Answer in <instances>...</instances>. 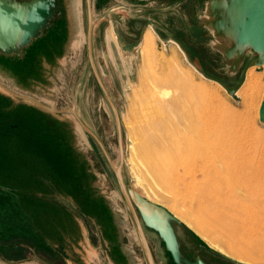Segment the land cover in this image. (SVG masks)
I'll return each mask as SVG.
<instances>
[{
    "label": "rangeland",
    "instance_id": "obj_1",
    "mask_svg": "<svg viewBox=\"0 0 264 264\" xmlns=\"http://www.w3.org/2000/svg\"><path fill=\"white\" fill-rule=\"evenodd\" d=\"M207 1L208 0L205 1L203 10L198 16V22L204 30L206 29L203 27L200 18ZM107 18L109 19L108 16ZM113 19L116 22L119 21L116 15ZM82 25L83 28L81 27L77 34L74 35L75 37L73 36L74 41L66 46V49L61 53L62 55L56 62H53L51 59H49L50 61L48 62H42L41 69L44 77L48 80V84L38 86V96L41 102H43L42 105L44 104L43 106H46L44 109L53 113V115L60 120L58 131L59 144L57 141L55 143L44 141L40 145L41 150H39L40 154L43 156L41 160L43 161V168L45 170L44 176L42 177V192L40 193L43 199H39L36 205L39 213L37 225L43 228L44 237L41 235L42 232L35 233V226L33 227L32 220L12 219L10 216L13 214L11 215L10 210H5L0 207V227L2 229L0 231V259H4L10 264H18V262L23 259H36L37 255L35 252H20L17 251V249L20 250V247H47L46 241L48 240L50 243V238H53L52 231H56L57 226L61 227L60 225H62V222H68L74 218L78 220L77 222H79L82 228L80 231L81 235L83 234L86 240H88L86 247L89 252H93V264H106L103 257H100L99 252H115L114 247H117L118 244L127 255L130 254L134 257L132 260L135 264H148L142 241H140L141 239L137 232L135 222L133 221L129 206L120 191L113 169L106 161L104 154L93 137L82 128L76 116L70 112L72 110L84 126L98 138L111 164L116 167L120 161V150L119 132L115 115L96 77L94 78L93 75H91L90 67L92 69V66L89 61L88 41L86 43L85 34L86 22L84 21ZM148 29H151V32L155 35V51H157V55L158 51H161L166 57H170L169 59L172 60L173 58L175 64L177 63V66L175 64L173 65L176 66L174 67L177 68V72H180L179 76L176 77L172 75V73L170 75L178 78V80L172 78L173 80L176 79L178 83H172L173 80L171 78L170 80L172 81L169 80L168 77H170V75L167 73L170 71L169 68L166 69V67H160L157 64L150 65V67H152L148 70L151 72L150 74L149 72L140 74L142 73L139 69L140 66L142 67L139 50L141 44L140 46H138V44L144 33L140 35L135 44L132 45L128 42H122L119 48L114 45L117 43H111L115 40L112 33H109L106 48L103 45L102 50L97 43L98 40L93 44V49H91L90 43V50H92L91 58L94 67L96 66L95 64L98 63L97 67L101 69L99 78L105 91L107 90L106 93L113 103L123 127L121 131V143L125 158V164L122 168L124 182L126 186L131 187L143 198L165 208L173 215L180 222L177 228L186 232L193 238L196 245L201 246L205 252L218 259L219 261L217 260V264H234L230 261L237 262L238 264H264V212L260 210L264 207L263 186L253 183L255 186L251 187V191L249 186L247 187L249 193L243 188L241 190L244 191H239L244 193H240L236 191L238 189L235 190L225 187L222 189L221 193L224 199L226 197L227 201L225 200L226 203L222 205H215L213 202L202 201L198 196L200 194L199 191L195 189V192L194 189V191H191L192 189H186V181H188L187 176L183 175L182 179L176 177L168 179L166 177L162 160L152 152V149L159 145L160 140L151 136L148 133V129L144 128L139 131V142L136 137L137 131H135L137 129L131 130L134 125L135 128H137V119L139 120L141 112L151 101L150 92L147 90L146 85L149 81L148 78L154 72L153 70L156 69V72L160 73L159 71H161L163 74H160L165 77L167 74V79L171 82L165 84L168 86H166L168 90H172L170 91L171 95H174L170 96L169 94L167 96L168 98L177 97L178 101H181L180 103L183 104L186 109L199 106L198 109L201 111L206 110L203 112H207V114L210 115L209 117L213 118V121L218 117V120L214 121V123L219 122L215 124V127H217V137L226 140L230 138L231 141L229 142H232L233 146L236 145L235 148L232 149H237L235 154L233 151V158L235 161L237 159L238 164L245 162L243 165H249L247 162H250L248 161V159H250L251 161L254 160V162L252 161L253 163H251L253 164L252 166H256L253 168L250 164L248 167L252 169H264L262 167L264 166V123L261 122L259 118V108L264 96V64L261 66L253 65L249 67L247 69L248 73L246 72L243 82L238 86L235 96H231L219 84L206 80L198 74L188 64L186 57L206 74L222 80L228 86H235L241 76L243 67L252 55L245 57L243 63L236 72H229L221 54L210 46L212 36L206 30L211 37L207 47L210 52L218 56V61L215 62V65L206 70L190 59L183 49L185 46L183 43L173 38L165 41L151 25H146L143 32ZM103 41H105V38H103ZM177 45L180 46L186 57ZM94 61L96 63H94ZM160 68H164L163 70L165 71ZM251 73L253 75H251ZM139 74L147 78L142 79V77H140L142 81L138 77L140 76ZM181 75L183 81H179ZM188 75L191 77L189 78ZM252 76L254 79L251 78ZM248 77L250 79H248ZM185 79H187L186 81L188 83ZM249 80H251L249 83H251L252 86L251 84L248 86ZM175 84L177 86L180 84L182 88L180 85L179 88L181 89H178L177 86V89L176 87L174 88L173 85L175 86ZM190 88L192 89L190 90ZM193 88L196 89L194 90ZM11 90L16 95H22L21 92L15 89L11 88ZM177 90H179V92ZM136 92L138 93L136 94ZM177 92L180 93V98L178 95L175 96ZM186 92H188L187 95L189 94V97H186ZM192 92L193 95L195 94V96H197L194 97L191 95ZM206 93L208 95H206ZM199 94H202L203 98H200ZM248 95L249 97L251 96L249 99ZM186 100L187 102L185 103ZM211 105H214L215 108ZM216 109H219V111H215ZM210 110L212 111L210 112ZM223 119H225V121ZM234 121L235 124H233ZM13 124H16V122H13ZM129 126H131V128ZM127 128L130 132H128L129 130ZM128 133L131 134L129 135ZM132 135H134V137ZM133 143L136 144L133 146ZM137 143H139V145ZM241 144H243V146ZM5 147V145H0L2 152H4ZM133 148L136 149V152ZM16 150L17 151H14L12 147V158L9 163L4 162V157L1 156V165L3 169L9 171L12 174L11 176H13L7 183L12 187L24 190V193L20 192L22 193L20 196H22L23 200L30 203L31 198L29 197V193L33 192V188L30 183L25 181V178L21 181L18 177V174L21 173V170L23 173L27 165L25 161H21L17 156L20 151L22 153L26 151L25 149H21L20 151L18 149ZM236 154H238V156ZM260 160L263 161L260 162ZM137 180L139 183L136 182ZM253 185L251 184V186ZM256 194H260V197L258 196L260 200L257 198ZM151 199L154 201H151ZM13 200V197L9 194L0 192V201L3 202L0 206L5 205V203L7 206L12 205L11 203ZM256 201L258 203H256ZM252 202L260 209L252 204ZM12 206L9 207L12 208ZM239 207L242 209L240 210ZM218 208L222 209V211ZM214 209L217 213L213 212ZM249 209L252 211L250 212ZM262 211L264 210L262 209ZM249 212L255 215L251 216ZM254 212L260 215L258 216L259 218L262 217V219L260 218L262 221H260V219L256 220L258 218ZM135 213L137 215L136 210ZM229 213L232 215H229ZM214 214H219V216L221 214L222 216L218 218ZM239 214L241 215L239 216ZM105 216H108V219H106ZM244 217L245 219H242ZM250 217L252 220L256 221L253 222L255 224L252 223V226H250L252 222ZM254 217L256 219H254ZM236 218L239 220H235ZM105 222H108L109 230H111L110 223L113 224V227L118 229V236H112L109 235V233L106 235V233H104L103 224ZM240 222H242V224ZM189 223L194 225V229L198 233L205 236L207 239V241L205 240L206 242L197 235L195 230L188 226ZM235 223L238 225L240 224V227ZM45 231L48 233H45ZM49 233L51 235H49ZM146 234V237L145 235L143 236L149 250L151 248L156 255V264H162V261L158 258L159 251L157 250V243L154 236H152L151 233ZM81 235L78 234V236ZM207 243H209L212 248H210ZM212 244L224 250L225 253L215 249ZM77 245L75 244L73 246L72 244L71 247L77 248ZM10 246L16 247L15 250L10 249ZM107 260V264H113L110 257L107 256Z\"/></svg>",
    "mask_w": 264,
    "mask_h": 264
},
{
    "label": "flooded vegetation",
    "instance_id": "obj_2",
    "mask_svg": "<svg viewBox=\"0 0 264 264\" xmlns=\"http://www.w3.org/2000/svg\"><path fill=\"white\" fill-rule=\"evenodd\" d=\"M57 1L60 8L59 19L53 22L50 28L43 31L42 36L33 42L23 52L21 57L0 56V145L7 146L6 149L11 148L14 142V144H27L28 149H31L32 152H37L41 150L40 145L44 141L59 142L58 131L60 120L53 113L45 110V107L35 103H43L38 96V86L48 84V80L44 77L41 69L42 62L44 59L47 61L51 59L53 62H56L62 55L61 53L66 49V46L74 41L73 36L77 34L81 27L83 28L82 24L84 21L86 22L85 34L87 43L88 6L87 0ZM205 1L89 0V10L92 17L90 30L91 49H93V44L97 40L101 50L103 49V45L106 48L109 33H112L115 37V40L111 42L117 43L114 44L115 47L119 48L122 42H128L133 45L139 39L140 34L144 33V27L151 25L165 41L173 38L183 43L185 45L183 49L190 59L208 70L218 61V56L209 51L207 44L211 40V37L198 22V16L203 10ZM115 15L119 20L117 22L113 19ZM103 38H105V41H103ZM94 63L96 62L94 61ZM97 64H95V67L98 76H100L101 69L97 67ZM90 70L91 75L95 78V73L91 67ZM11 88L21 92L22 95H13L12 93L14 92ZM13 122H16V124H13ZM6 149L2 152L0 148V158L7 155L8 151ZM9 179H11L9 172L0 169V192L12 196L14 203L19 207L21 206V218L13 213L11 207H9L10 205L7 206L5 203V205H1L0 207L10 210V213H13V217L10 216L12 219L27 220V209L26 211L23 209H25L29 202L23 200L22 196H20L22 194L20 192L24 193L25 191L9 185L7 183ZM39 180L37 178V181ZM37 186L40 187L39 182H37ZM2 187H5V189L2 190ZM29 197L31 199L43 198L35 192H30ZM2 203L0 201V204ZM134 208L137 212L138 222L143 235L146 237V233H151L155 238L157 250L159 251L158 258L162 261L161 263L174 264L158 232L144 226L137 208L135 206ZM105 218L108 219V216H105ZM133 221L135 222L134 218ZM109 225L111 226V230L108 228V222L103 224L104 233L106 235L109 233V235L118 236V229L113 227L111 223ZM136 225L137 223L135 222ZM136 229L139 234L137 226ZM175 235L179 243L182 259L191 261L199 257L206 264H217L218 259L205 252L201 246L196 245L193 238L186 232L176 228ZM150 250L156 264V255L151 248ZM18 251L38 252L37 259H23L19 261V264H58L57 258L53 260L51 257L43 255V252H66L63 248L44 247H20ZM114 251L107 253L113 264H135L132 260L134 257L130 254L127 255L119 244L117 247H114Z\"/></svg>",
    "mask_w": 264,
    "mask_h": 264
},
{
    "label": "water",
    "instance_id": "obj_3",
    "mask_svg": "<svg viewBox=\"0 0 264 264\" xmlns=\"http://www.w3.org/2000/svg\"><path fill=\"white\" fill-rule=\"evenodd\" d=\"M143 1V0H142ZM88 6V55L96 80L109 101L119 132L120 161L115 167L111 164L107 153L98 138L88 130L76 116L82 128L95 140L101 149L106 161L109 163L116 176L120 191L122 192L129 208L135 206L139 212L144 226L158 232L160 239L165 245L174 264H206L199 257L189 261L182 259L179 252V244L174 229L180 222L166 211L163 207L149 202L131 187L126 186L122 168L125 164L124 152L121 143V131L123 129L117 112L107 95L105 88L94 67L90 50L91 13ZM60 17V8L57 0H0V56L21 57L23 51L28 48L34 40L39 38L43 31L51 27L53 22ZM203 27L211 34L210 46L217 50L229 72L234 73L243 63L248 55H252L243 67L241 76L235 86H228L225 82L212 77L195 66L183 52L188 64L204 79L216 82L224 88L228 94L235 96L238 86L243 82L247 69L253 65L264 64V0H208L201 15ZM141 44V38L139 45ZM138 45V46H139ZM15 95L14 93H12ZM40 104L39 102H35ZM46 107V106H43ZM260 121L264 123V96L259 108ZM4 190L5 188H1ZM136 218V217H135ZM137 219V218H136ZM137 226L141 234V241L148 264H154L149 247L144 239L138 220ZM234 264L237 262L230 261ZM0 264H7L0 260Z\"/></svg>",
    "mask_w": 264,
    "mask_h": 264
},
{
    "label": "bare ground",
    "instance_id": "obj_4",
    "mask_svg": "<svg viewBox=\"0 0 264 264\" xmlns=\"http://www.w3.org/2000/svg\"><path fill=\"white\" fill-rule=\"evenodd\" d=\"M154 36L155 35H153V33L151 32V29H148L147 31L144 32V34L142 36L141 46L138 44L140 46V49L139 50H140V57H141V64H142V67L140 66V68H139L140 71L142 72L140 74H143V72H146V73L149 72L148 71L149 68H152V67H150L151 64H157L160 67H166V69L169 68L170 69V71H169L170 73L167 72L169 75L172 73V75H175L176 77H178L180 72L178 73L177 72V68H175L177 66L176 65L177 63L176 64L174 63L175 60L173 61V58H172V60L169 59L170 57H166L165 54H163L161 51H158V55H157V51H155V44L156 43H155V37ZM174 59H175V57H174ZM173 64H175L176 66L173 65ZM178 67H179V65H178ZM163 69L164 68H162L161 70H163ZM182 70H178V71H182ZM186 70H187V68H186ZM186 70H185V72H186ZM189 70H188V72H189ZM153 71L154 72L152 73V75H150V77L148 78L149 81L148 82L146 81L147 82L146 87H147V90L150 92L151 101H150L149 105H147L145 107V109L141 112V115L139 117V120L137 119V121H138L136 123L137 124V128H135V125H134V127H132L133 129H131V130L137 129V130H135V131H137L136 132L137 133V136H136L135 133L134 134L138 138V141L139 142H140L139 131L143 130L144 128H147L148 129V133L151 136H153V137H155V138H157V139L160 140L159 141L160 142L159 145L158 146H155L152 149V152L155 153V155H157L162 160L163 166H164V169H165V175H166V177L168 179L173 178V177L182 179V176L183 175L187 176L188 177L187 178L188 181H186L184 179L187 182V188L186 187L185 188L188 189V190L189 189H192L191 191H194L196 189L197 191H199L200 194L198 196L201 198L202 201L213 202L215 205H220V204L222 205L223 203H226L227 199H226V197L224 199V197L222 196L223 194L221 193L222 192V189L225 188V187L226 188H232V189H235V190L238 189L236 191H239V190L240 191H244V190H241V189L243 188V189L247 190V187L249 186V189L251 191V187H254L255 186V185H253V183H257V184H259V186H263V188H264V169H260V168L259 169L258 168L252 169V168L248 167L251 163L254 162V160H252L253 161L252 162L246 156H244V157L247 158L248 161H250V162H247V163H249V165L248 164H246L247 166L246 165H243V163L245 164V162L242 163L241 160H240V162L242 164H238L237 163V159L235 161V159L233 158V151H234V154H235V151H237V149L236 150H233L236 145L233 146L232 145V142L231 143L229 142V141H231L230 138H228V140H226V139L217 137V133H216L217 127H215V124L217 122L214 123V121H217L218 120V117L215 118L213 116L216 119V120L213 121V118H210L209 117L210 115H208L207 112H203V111H206V110L201 111L200 109H198L199 106L196 107V108L186 109L183 106V104L180 103L181 101L180 102L178 101V98L177 97L168 98L167 96L169 94H170V96H172L173 94L171 95V92L170 91H172V90L171 89L168 90V88H167L168 86L165 85V84L171 83L170 81H172L176 77H172V75H170V77H168L167 74H166V77H165L164 75H161L160 74V73H162L161 71H159L160 73L156 72L157 71L156 69H154ZM163 71H165V70H163ZM250 71H251V69H250ZM185 72H183V73H185ZM150 73L151 72H149V74ZM182 75L180 76V78L182 77ZM186 75H187V73H186ZM251 75H253V74L251 73ZM146 76H147V74H146ZM138 77L139 78L142 77V79L144 78V76H141V75L138 76ZM147 77H145V78H147ZM167 77L169 78V80H170V78L171 79L173 78V79L169 81L167 79ZM190 77L191 76H189V78ZM180 78H179V81H183L182 80L183 77L181 79ZM251 78H253V76ZM142 79L140 78V80H142ZM176 79L178 80V78H176ZM176 79L173 80L175 82L172 81V83H178V81L176 82ZM187 79H188V77H187ZM187 79H185V81ZM248 79H250V78L248 77ZM250 81L251 80L248 81V86L251 84V83H249ZM257 81H258V79H257ZM257 81H255V82H257ZM255 84H254V86H255ZM179 85L177 86L175 84V86L173 85V87L175 88L177 86L178 89H181L182 86L180 85L181 88H179ZM256 85H259V84H256ZM251 86H252V84H251ZM142 87H145V86H142ZM173 87H171V88H173ZM177 87H176V89H177ZM250 87H247V88H250ZM191 89L192 88H190V90ZM193 89L195 90L196 88H193ZM245 89H246V87H245ZM134 91H136V90H134ZM138 91H139V89H138ZM177 91L179 92V90H177ZM106 92H107V90H106ZM178 92H177V94H175V96L178 95L179 98H180V95H179L180 93H178ZM188 92H190V91H188ZM188 92H186V97L189 95V94L187 95ZM255 92H256V89H255ZM137 93L138 92H136V94ZM243 93H246V92H243ZM136 94H134V95H136ZM191 95H193V92L191 93ZM199 95H200V98H203L202 97V94H199ZM206 95H208V94L206 93ZM250 95H251V93H250ZM193 96L196 97L197 95L195 96V94H194ZM250 97L248 95V99ZM200 98H199V100H200ZM244 99H246V98H244ZM192 101H193V99H192ZM186 102H187V100L185 101V103ZM195 102H197V101H195ZM212 107H214V105ZM249 108H250V106H249ZM211 111L212 110H210V112ZM215 111H219V109L218 110L216 109ZM219 119H220V116H219ZM223 120L225 121V119H223ZM235 121H234L233 124H235ZM131 122H133V121H131ZM231 123H232V121H231ZM131 124H133V123H131ZM131 126H133V125H131ZM131 126H129V127L131 128ZM128 132H130V130ZM132 136L134 137V135H132ZM233 136H234V134H233ZM134 144H136V143H133V146H134ZM137 144L139 145V143H137ZM241 145L243 146V144H241ZM136 147H137V145H136ZM133 149H134V151L136 150L135 148H133ZM236 155L238 156V154H236ZM236 158H238V157H236ZM245 158H243V159H245ZM261 161H263V160H260V162ZM256 163H257V161H256ZM252 165L253 164H251V166ZM255 166H252V167L255 168ZM259 166H261V165H259ZM262 167L264 168V166H262ZM176 178H174V179H176ZM136 182H138V180ZM183 184H185V183H183ZM251 184L253 186H251ZM261 189H262V187H261ZM196 190H195V192H196ZM228 191H229V189H228ZM260 191H257V192H260ZM247 192L249 193V190H247ZM253 192H256V191H253ZM224 193H225V191H224ZM240 193H244V192H240ZM245 193H246V191H245ZM258 196L260 197V194L257 195V198L260 200V198ZM248 197H251V196H248ZM252 197H254V196H252ZM247 200H248V198H247ZM151 201H154V200L151 199ZM257 201H256V203H258ZM254 203H255V201H254ZM254 203L252 202V204H254ZM254 205H256V204H254ZM258 206H260V205H258ZM220 207H223V206H220ZM256 207H257V205H256ZM215 209H216V207H215ZM215 209L213 211L214 213L216 212ZM239 209H240V207H239ZM258 209H260V208H258ZM262 209L264 210V207L260 209L261 212H264V211H262ZM133 210H134V207H133ZM219 210L222 211V209H219ZM219 210H218V213H219ZM231 210H232V208H231ZM130 211H131L130 213H132V216H133V218H134V220L136 222V220H138V217H137V215L135 213V210L132 211V208H131ZM243 211H244V209H243ZM249 211H250V209H249ZM254 213H256V212H254ZM257 213H258V211H257ZM257 213H256V215H257ZM250 214H251V216H254L255 215V214L252 215L253 213H250ZM214 215L216 217H218V218L220 216H222L221 214H220V216H219V214H214ZM229 215H232V214L229 213ZM234 215H235V213H234ZM240 215L241 214H239V216ZM258 216H260V215H257V218L258 219H256L255 217H254V219H256V220H259L260 218L262 219V217L259 218ZM233 217H235V216H233ZM245 217L242 218V219H245ZM228 219H229V216H228ZM242 219H241V221L243 222ZM250 219H251V217H250ZM261 219H260V221H262ZM235 220H237V218ZM242 222H240V223L242 224ZM253 222H256V221L252 220L251 225L250 224L249 225L252 226V223ZM138 224H139V222H138ZM235 224H237V223H235ZM253 224H255V223H253ZM260 224H261V222H260ZM188 226H190L193 230H195L193 224L189 223ZM238 226L240 227V224ZM257 226H258V223H257ZM257 226H255V227H257ZM234 229H235V227H234ZM138 231H139V228H138ZM139 234H140V231H139ZM198 234L204 240L207 241V239L205 238V236H203V234L202 235L200 233H198ZM140 238H141V234H140ZM213 247H215V249H217L218 251L225 253L224 250L220 249L216 245H213Z\"/></svg>",
    "mask_w": 264,
    "mask_h": 264
},
{
    "label": "crops",
    "instance_id": "obj_5",
    "mask_svg": "<svg viewBox=\"0 0 264 264\" xmlns=\"http://www.w3.org/2000/svg\"><path fill=\"white\" fill-rule=\"evenodd\" d=\"M42 36V35H41ZM40 36V37H41ZM39 37V38H40ZM37 38V39H39ZM36 39V40H37ZM36 40H34L33 42H35ZM32 45V44H31ZM30 45V46H31ZM29 46V47H30ZM28 47V48H29ZM27 49V48H26ZM25 49V50H26ZM24 50V51H25ZM23 51V52H24ZM23 54V53H22ZM22 56V55H21ZM43 61H47L46 59H44ZM48 62V61H47ZM59 144V142H58ZM14 149V151H17L16 149H18L19 151L21 149H25L26 152H19L18 159H21V161H25L27 167L25 170H21V173L18 174V177L21 179V181L25 178V181L27 183H30V185L32 186V190L35 193H38L40 195V193L42 192L41 190V184H43V179L42 177L44 176V168H43V161L41 160V158L43 157L42 154L39 153V151L37 152H32L31 149H28L27 144H23V143H18V144H14V142L11 145V148L6 149L7 146L5 147V149L8 151L7 155L4 157V162H8L11 160V149ZM29 151V152H28ZM21 156V157H20ZM0 169L1 170H6L2 168L1 165V160H0ZM9 172V171H7ZM10 175H12L9 172ZM13 177V176H11ZM37 178L40 179L39 181H37ZM37 182L40 183V187L37 186ZM5 188V187H2ZM41 196V195H40ZM43 199V198H41ZM39 199H31L30 203L27 204V206L25 207L26 211V217L27 220L30 219L32 220V225L34 227V231L35 233H41L42 232V236L44 237L43 234V228L42 227H38L37 225V217H38V209H37V203H38ZM12 205V211L13 213H15L17 215V217L21 216V206L19 207L18 205H16V203L13 202L11 203ZM18 207V208H17ZM11 213V215L13 214ZM13 217V215L11 216ZM21 218V217H20ZM77 219H71L70 221H66V222H62V225H60L61 227L57 226L56 231H52V236L53 238L51 239V242L49 243L48 240L46 241V246L45 248H54V249H61L63 248L64 250H66V252H43V255L49 256L51 257L53 260L54 258H57V263L58 264H93V252H89L88 248L86 247V245L88 244V240H86L85 236H83V234L81 235L80 231L82 230V228L79 225V222H77ZM177 227H175L174 229H176ZM1 227H0V231H1ZM175 232V230H174ZM45 233H48L47 231H45ZM197 233V232H196ZM81 235V236H78ZM49 235H51L49 233ZM197 235L204 240L198 233ZM55 237V238H54ZM45 240V239H44ZM83 240V242H82ZM205 241V240H204ZM206 242V241H205ZM43 243V242H42ZM73 244V246L76 244L77 248H72L71 245ZM208 244V243H207ZM51 246V247H50ZM53 246V247H52ZM61 246V247H59ZM208 246L210 248H212L209 244ZM10 249L15 250L16 247L14 246H10ZM72 250V252L70 251ZM18 251V249H17ZM69 251V252H68ZM38 258V252H35ZM100 257H103L104 262L107 264L108 260H107V252H99ZM1 261L6 262L4 259H0ZM7 264H10L8 262H6ZM20 262H18L19 264ZM55 264V263H53Z\"/></svg>",
    "mask_w": 264,
    "mask_h": 264
}]
</instances>
